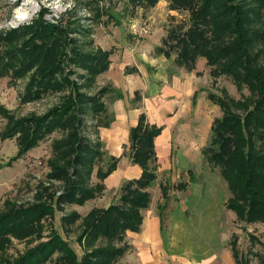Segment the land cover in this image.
Wrapping results in <instances>:
<instances>
[{"label":"trees","instance_id":"trees-1","mask_svg":"<svg viewBox=\"0 0 264 264\" xmlns=\"http://www.w3.org/2000/svg\"><path fill=\"white\" fill-rule=\"evenodd\" d=\"M159 1L128 0V3L130 7L149 9ZM166 1L168 9L178 15L169 14L166 34L155 52L189 72L197 69L200 58H205L213 78L229 76L239 91L244 88L251 90L253 98L245 96L242 101L229 97L226 100L223 95L208 93V97L221 108L222 115L214 119L203 153L210 164L219 168L226 181L230 192L226 206L236 213L237 219L248 224L264 223V0ZM17 41V47L7 49L6 61L0 57V74L22 75L36 68L22 96L24 101H33L67 88L68 78L59 79L64 75L66 61L83 67L89 73L87 84L72 86L73 94L71 92L60 104L42 115L15 118L0 105L11 124L0 135L18 137L20 151L17 157L38 146L58 129L69 132L71 144L75 146L67 165L54 172V175L65 177L66 183L56 202L58 206L62 203L84 204L104 191V180L117 168L121 158L109 155L104 169L100 165L104 157L103 143L100 140L93 145L84 142L79 129L83 107H87L96 118L98 128L109 127L115 120L114 113L108 110L103 100L109 88L102 87L95 94L84 91V88L93 86L98 75L109 69L112 52H87L72 43L63 25L42 19L34 28L23 30ZM125 71L134 73L138 69L127 66ZM224 93L227 95V91ZM117 95L122 96L121 93ZM141 100L140 91H136L132 104L137 105ZM234 102L244 109L242 113L233 109ZM196 103L197 93L192 98L193 106ZM93 130L95 133L96 129ZM162 130L163 126L150 123L146 113L142 112L137 124L130 129L128 147V155L141 167V174L127 179L121 186L118 201L108 207H95L83 217L78 211L61 217L67 232L82 219L77 236L83 248L81 257L70 241L53 229L49 239L9 264H46L49 261L53 264H122L119 260L131 247L126 240L127 231H140L143 211L149 208L152 200L149 188L158 179L159 170L155 138ZM96 167L99 182L92 184L91 177ZM187 186L186 182H179L176 188L184 190ZM160 187L164 200L158 206L162 228L170 200V186L161 183ZM53 201L11 207L10 211L0 215V251L9 242V235H41L43 224L40 221L55 215ZM250 239L252 244L258 242L264 247V240L255 234H250ZM232 251L236 264H250L251 260L239 248L237 233L232 234ZM254 254L257 264H264V254Z\"/></svg>","mask_w":264,"mask_h":264},{"label":"rangeland","instance_id":"rangeland-1","mask_svg":"<svg viewBox=\"0 0 264 264\" xmlns=\"http://www.w3.org/2000/svg\"><path fill=\"white\" fill-rule=\"evenodd\" d=\"M169 14L178 15L177 12L168 9V2L165 4L164 0L149 9L130 7L128 0H0V57L6 61L7 49L18 45L17 36L27 28H34L37 21L42 19L63 25L72 39V43L83 47L85 51L111 50V56L115 55L114 59L117 61L118 47L127 46L129 41L135 39L140 40L144 37L143 35H150L152 41H160L161 44L162 38L166 34ZM18 59H21V56ZM197 65L195 71L189 72L183 67L174 65L171 60L169 68L170 71L171 69L176 71V78L171 72L168 73L170 81L179 80V91L185 92L186 95L188 81H191V94L187 97L185 95L186 102L191 98V108L188 109L187 113H189L186 114L185 119L180 120L177 125L181 127L180 133H183L184 137L182 148L185 158L190 160L191 166L185 170L177 171L174 179L171 177L170 171L165 170L163 173H159L158 170V179L149 188L152 200L149 208L143 211V215L151 213L155 217L159 214L158 206L164 201L160 185L165 183L170 186V200L166 208L165 224L160 233L161 239L166 241L170 251L177 259L174 264H189L184 260L187 259L186 256L192 260V264H210L212 263L211 255L215 250L218 251V257L217 261L213 263L234 264L232 234L236 232L240 236L239 248L242 254H246L251 260L250 264H257L258 259L254 253L264 254V247L258 242L252 244L250 234H255L263 241L264 223L248 224L237 219L236 213L226 206V201L230 197L226 181L219 168L210 164L203 153V148L211 135L213 121L222 113L219 105L208 97V93L223 95L226 100L229 97L241 101L245 96L251 99L253 95L249 88L239 91L229 76L213 78L205 58H200ZM35 73L36 68L22 75H14L11 72L0 74V105L15 118L44 114L53 106L60 104L73 91L72 86L83 87L87 84L89 77L86 69L66 61L64 75L59 76V79L65 76L68 78L67 88L62 91L50 92L33 101H24L22 96ZM106 73L107 71L98 75L93 86L84 88V91L88 94H95L105 85L112 87L111 80L105 76ZM224 91H227V95ZM195 93H197V105L193 106L192 98ZM175 100L182 101L170 95L169 101ZM112 105V99L108 98L107 107L110 112H112ZM232 107L239 113L244 111L235 102L232 103ZM83 108L85 110L80 114V135L84 142L93 145L100 140L99 137L97 139L96 135L91 134L94 128L96 129L95 134L100 131L97 127L99 126L98 121L93 118L87 107ZM10 125L9 118L0 110V132ZM71 138L66 129H58L38 146L17 157L20 151L18 137H2L0 135V215L10 211L11 207L18 208L42 201L50 202L51 199L54 200L56 209L54 217L48 216L40 221L43 224L41 235L38 233L20 237L9 235V242L0 251V264H9L31 248L46 241L53 229H57L65 239L69 240L71 246L81 257L83 248L77 241V236L80 232L79 224L82 219L72 225L71 231L67 232L62 226L61 217L71 211H78L83 217L95 207H108L111 203L118 201L121 186L127 179L115 184L105 182L104 191L98 197L89 199L84 204L57 205L56 192L64 190L66 183L65 177L54 175V172L66 166L69 157L72 156L75 144H71ZM193 142L194 152L190 151L188 147L192 146ZM128 149L125 148L121 157L128 155ZM102 150H104V157L100 161V165L105 169L111 154L107 151L104 143ZM13 157L17 158L12 160ZM97 172L96 167L91 177L92 184L99 182ZM52 180H55L56 183H53ZM179 182H186L187 188L184 190L176 188ZM208 189L213 190V203L216 204V208L214 219L206 224L207 217L203 210L206 205L202 203V200L206 198ZM180 200L185 201V212L179 204ZM177 213L187 226V229L180 233L176 230L173 232L172 229L173 224L179 223ZM213 228L214 233L212 234ZM132 232L126 238L131 247L119 260L122 264H142L139 253L141 248L150 243L144 242L151 238H147V235L142 233L143 227L138 232ZM160 246L163 250L162 242ZM184 246H187L188 250ZM46 264H53V261Z\"/></svg>","mask_w":264,"mask_h":264},{"label":"crops","instance_id":"crops-1","mask_svg":"<svg viewBox=\"0 0 264 264\" xmlns=\"http://www.w3.org/2000/svg\"><path fill=\"white\" fill-rule=\"evenodd\" d=\"M164 2L167 4L166 0ZM143 36L140 40L129 41L127 46L118 47L116 53L118 57L117 61L114 59L115 55L111 56L112 63L105 76L111 80L112 87L104 86L109 88V91L104 95L103 100L107 104L108 98L112 99L113 105L111 110L115 115V120L109 127H100V131L96 134V137L97 139L99 137L102 143L105 144L107 151L111 155L121 156L125 148L129 147L131 127L137 124L140 114L145 112L150 123L163 126L162 132L155 138L159 173L168 170L174 179L177 171L185 170L191 166V162L185 158L182 148L184 137L183 133H180L181 127L177 126L179 121L185 119L186 114L189 113L187 111L191 108V98L190 100L188 99V103L185 101L186 93L179 91V80L173 79L170 81L168 73L171 72L173 77L176 78V71L172 69L170 71L169 65L171 59L155 52L156 47L160 45V41H152L150 35ZM127 66L137 67L138 71L126 73L125 68ZM190 85L191 81L189 80L187 84L188 96L191 94ZM136 91H140L142 100L137 105H133L132 101ZM118 93H121L122 96L118 97ZM170 95L182 101H169ZM169 110H172V112H169ZM169 114L170 116H168ZM188 147L190 151H195L194 142L192 146ZM141 172V167L133 163L129 155L122 156L117 164V168L104 180V183L115 184L116 182L124 181V179L138 177ZM212 191V189H208L206 198L202 200V203L206 205L203 209L207 217L206 224H209L215 216L216 204L213 203L214 193ZM179 204L184 209L185 201L180 200ZM183 211L185 212V209ZM143 216L142 233L151 239L149 241L145 240L146 244L150 243L141 248V252L139 253L141 254V263L174 264V262H177L166 241L161 239L160 230L162 228L159 214L155 217L151 213ZM183 221L179 216V223H175L172 226L173 232L176 230V232L180 233L187 229L186 223ZM177 225L179 227H176ZM205 226L208 227L207 225ZM130 232L132 231H127L126 238ZM157 233L158 235L156 236ZM161 242L163 250L160 246ZM184 248L188 250L187 246H184ZM211 256L212 263L210 264H219L218 262L213 263L217 261L218 251H213ZM186 258L184 260L192 264V260L187 256ZM234 264L236 263L234 262Z\"/></svg>","mask_w":264,"mask_h":264},{"label":"built area","instance_id":"built-area-1","mask_svg":"<svg viewBox=\"0 0 264 264\" xmlns=\"http://www.w3.org/2000/svg\"><path fill=\"white\" fill-rule=\"evenodd\" d=\"M90 131H91V129H90ZM91 134H92L93 136L96 135L93 131L91 132ZM52 182H53V183H56L55 180H52ZM49 184H50V183H49ZM62 192H63V190H58V191L56 192L57 196L60 195Z\"/></svg>","mask_w":264,"mask_h":264}]
</instances>
